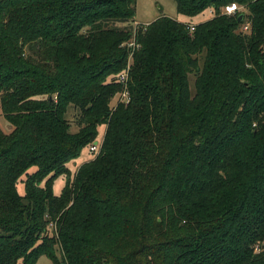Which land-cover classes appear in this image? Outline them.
I'll list each match as a JSON object with an SVG mask.
<instances>
[{"label": "trees", "instance_id": "trees-1", "mask_svg": "<svg viewBox=\"0 0 264 264\" xmlns=\"http://www.w3.org/2000/svg\"><path fill=\"white\" fill-rule=\"evenodd\" d=\"M174 1L0 0V264H264V0Z\"/></svg>", "mask_w": 264, "mask_h": 264}, {"label": "rangeland", "instance_id": "rangeland-1", "mask_svg": "<svg viewBox=\"0 0 264 264\" xmlns=\"http://www.w3.org/2000/svg\"><path fill=\"white\" fill-rule=\"evenodd\" d=\"M240 10H242V7H239L238 11ZM210 12L209 10H205L202 13L194 17L188 18L186 16H183L177 13L176 3L174 0H136L135 14H134L133 19L137 23L148 24L149 22L154 21L159 16H168L182 23L196 24V23L205 21L209 17H211L213 12L211 13ZM244 13H246L245 10H244ZM189 81H190V88L193 91L194 78L190 76ZM116 102L117 100L114 97L112 99V106L115 105ZM66 118L68 119L70 123V131L75 132L78 129V126L75 121L76 111L72 107L70 108L68 107ZM0 128L4 132H8L12 128V125L2 115L1 106H0ZM104 131H105V125H101L98 127L97 142H100L102 140ZM92 156L93 155L91 152H89L88 148H84L80 156L76 160L70 163L71 166L69 165V168L71 169L72 172H74L79 165H81L83 162L90 159ZM64 182H65L64 176H60L55 179L53 183L54 194L59 195L61 193V190L64 186ZM18 190L19 192L23 193V183L22 182L18 183ZM58 253H59V250H58ZM36 264H52V262L46 256H41L36 262Z\"/></svg>", "mask_w": 264, "mask_h": 264}, {"label": "built area", "instance_id": "built-area-1", "mask_svg": "<svg viewBox=\"0 0 264 264\" xmlns=\"http://www.w3.org/2000/svg\"><path fill=\"white\" fill-rule=\"evenodd\" d=\"M239 7L236 3H232V4H229V5H226L224 6L222 12L224 14H232V13H235L236 11L239 10ZM187 28L190 30V31H193L194 30V24H187ZM249 29V25L246 24V25H243L242 26V30L243 31H248ZM125 47L127 48L128 50V64H127V67L125 69V71H123L122 73H120L118 75V78L117 80L123 84V89L121 92H118L115 96L117 102L116 103H124V104H127L130 100V95H129V92L127 90V80H128V70H129V63H130V60H131V57H132V54L134 52L135 49H137L139 47V45L135 42L134 38H131L130 40H128L126 43H125ZM89 151L90 152H97L98 151V145H91L89 147Z\"/></svg>", "mask_w": 264, "mask_h": 264}, {"label": "water", "instance_id": "water-1", "mask_svg": "<svg viewBox=\"0 0 264 264\" xmlns=\"http://www.w3.org/2000/svg\"><path fill=\"white\" fill-rule=\"evenodd\" d=\"M242 18H243V15L241 14V15H239L238 20L240 21Z\"/></svg>", "mask_w": 264, "mask_h": 264}, {"label": "crops", "instance_id": "crops-1", "mask_svg": "<svg viewBox=\"0 0 264 264\" xmlns=\"http://www.w3.org/2000/svg\"><path fill=\"white\" fill-rule=\"evenodd\" d=\"M209 12H210V11H209ZM210 13H211V12H210ZM209 18H210V17H209ZM209 18H208V19H209Z\"/></svg>", "mask_w": 264, "mask_h": 264}]
</instances>
